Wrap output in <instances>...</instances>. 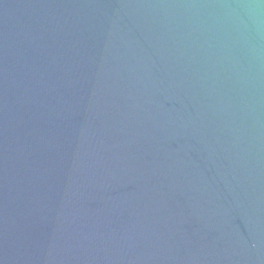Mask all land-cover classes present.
<instances>
[{"label":"water","instance_id":"95a60500","mask_svg":"<svg viewBox=\"0 0 264 264\" xmlns=\"http://www.w3.org/2000/svg\"><path fill=\"white\" fill-rule=\"evenodd\" d=\"M0 264H264V0H0Z\"/></svg>","mask_w":264,"mask_h":264}]
</instances>
